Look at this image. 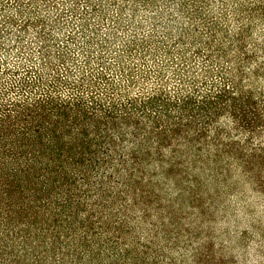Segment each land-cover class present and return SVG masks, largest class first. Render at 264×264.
I'll use <instances>...</instances> for the list:
<instances>
[{
	"label": "rangeland",
	"instance_id": "1",
	"mask_svg": "<svg viewBox=\"0 0 264 264\" xmlns=\"http://www.w3.org/2000/svg\"><path fill=\"white\" fill-rule=\"evenodd\" d=\"M205 1L209 17L215 16L221 24L211 29L213 33L207 34L204 23L193 26L184 13L180 20L169 23L167 45L155 36L130 50L131 45L123 48L125 44L113 40L124 35L122 30L105 33L104 28L84 39L80 35L67 41L66 34L81 24V0H0V110H8L11 100L21 102L31 93L46 90L53 82L59 93L67 92L69 86L61 84L62 76L67 75L76 89L82 84L80 88H91L107 101L154 92L176 97L194 90L212 93L217 84L212 88L211 83L230 80L228 72L237 80L242 74V84L250 82L247 87H264V54L238 62L240 45L231 35L238 26L249 25L244 34L247 45L262 44L264 12L243 8L251 0ZM62 8L72 9L75 16L61 13ZM22 18H30V22L20 23ZM93 20L88 21L90 26L95 24ZM179 35L183 41L177 50L169 40ZM217 44L224 50L214 51L205 60L204 50H214ZM144 48L153 52L143 54ZM199 48L203 56L194 53ZM180 57L186 58L184 67L177 65ZM222 61L227 72L218 73L215 69ZM213 102L221 103L217 109L222 111L213 125L225 129L218 135L224 141L217 145L208 138L207 145L197 151L186 143L190 137L185 140L193 134L190 128L185 129L188 133L181 135L179 143L162 148L158 154L156 146L149 145L145 154H139L135 172L126 176V184H131L124 192L127 202L119 204L129 231L119 235L115 247L106 243L92 260L97 246L83 249L80 264H264V167L259 164L261 152L253 149L256 143L263 146L264 132L251 136L247 127H239L232 116L233 101ZM187 115L189 111L182 119L185 123ZM141 125L146 132L151 131L145 120ZM151 136L146 140L151 141ZM124 139L126 148H134L130 153L137 150L138 141ZM250 162L258 163L249 167ZM106 227L97 237L111 243L109 237L117 233ZM123 248L131 249L130 253L125 254ZM45 255L49 257L47 264H63L51 261L55 260L51 253ZM77 261L69 258L65 264Z\"/></svg>",
	"mask_w": 264,
	"mask_h": 264
},
{
	"label": "trees",
	"instance_id": "2",
	"mask_svg": "<svg viewBox=\"0 0 264 264\" xmlns=\"http://www.w3.org/2000/svg\"><path fill=\"white\" fill-rule=\"evenodd\" d=\"M81 1L84 8L80 12V28L76 26L75 32L67 33V41L80 35L84 39L106 28L105 33L122 30L124 35L119 38L118 34L113 40L125 44L123 48L129 49L131 45L130 50H136L138 45L155 36L167 45L169 23L180 20L184 13L193 26L204 23L207 34L221 26L215 16L209 17L205 0ZM247 7L264 12L262 0H251L243 6ZM62 11L70 13L71 18L75 16L70 8H62ZM90 19H94L95 24L90 26ZM28 22L30 18L20 20L23 24ZM41 27L49 30L45 25ZM249 30V25L244 28L242 24L231 33L240 45L237 59L242 64L264 54V42L247 45L244 34ZM260 32L264 35V29ZM182 41L180 35L169 40L171 47L177 50ZM221 50H224L222 44L214 46V50H204L205 60L214 51ZM195 51L203 56L201 48ZM152 52L148 48L143 50V54ZM181 57L176 60L177 65L184 67L186 58ZM217 65L218 73L227 72L223 68L224 61ZM226 75L230 80L211 83L212 88L215 83L218 87L212 93L194 90L176 97L154 92L109 101L91 88H80L82 84L76 89V83L67 75L61 79L62 85L69 86L67 92L59 93L53 82L46 90L30 92L21 102L11 100L8 110H0V264H47L49 257L45 253L54 255L55 260L51 261L65 264L67 259L75 257L79 259L76 264H80V255L86 247L98 248L91 260L99 256V250L106 243H113L115 247L119 235L129 231L119 204L127 202L124 192L131 184H126V176L132 175L139 166V154H145L149 145H155L156 154L160 153L162 148L179 143L181 135L188 133L185 129L190 128L193 134L185 140L190 137L186 143L197 151L201 145H207L208 138L217 145L224 141L218 135L225 129L213 125L222 111L213 101H233L232 116L237 125L247 127L251 136L264 132V87L245 86L250 82L242 84V74L238 80L229 72ZM235 81L241 85H236ZM188 111L189 121L185 123L182 119ZM142 120L149 124L150 132L141 125ZM147 136L154 142L146 140ZM124 137L138 141L136 151L130 153L134 148H126ZM226 141L234 144L232 139ZM259 144L253 149L261 152L259 164L264 167V144ZM240 155L244 154L240 152ZM253 163L258 162H250L249 167ZM105 225L106 230L117 233L109 237L111 243L108 238L100 241L97 237L105 233ZM142 247L147 248L145 244ZM123 250L125 254L131 251Z\"/></svg>",
	"mask_w": 264,
	"mask_h": 264
}]
</instances>
